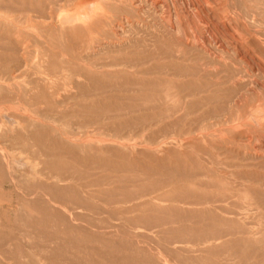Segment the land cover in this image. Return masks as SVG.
Listing matches in <instances>:
<instances>
[{"label": "rangeland", "instance_id": "rangeland-1", "mask_svg": "<svg viewBox=\"0 0 264 264\" xmlns=\"http://www.w3.org/2000/svg\"><path fill=\"white\" fill-rule=\"evenodd\" d=\"M39 1L0 0V264H264V116H247L264 111V0H217L199 30L163 0L171 28L124 37L101 17H134L122 0ZM61 4L77 19L38 26Z\"/></svg>", "mask_w": 264, "mask_h": 264}, {"label": "bare ground", "instance_id": "bare-ground-1", "mask_svg": "<svg viewBox=\"0 0 264 264\" xmlns=\"http://www.w3.org/2000/svg\"><path fill=\"white\" fill-rule=\"evenodd\" d=\"M24 1V0H23ZM39 1V0H38ZM68 1H70V0H68ZM75 2H74V4L76 5V7L78 6V4H79V2H80V0H74ZM102 1V6H103V3H105V1H108V0H101ZM111 1V0H110ZM177 0H170L169 2L173 5L175 2H176ZM181 1V0H180ZM186 1V0H185ZM216 1L217 0H187L186 2H187V9L185 8V7H181V8H184V10L186 9L187 10V12H185L184 14L183 13H181L180 14V12L178 13L176 10H174V15L172 16L173 17V20L179 25V23L181 22V20L184 22V20L186 19L187 21H188V18H191L192 20H196L197 22L196 23H192L193 25V27L196 29V30H199L200 28H203V27H205V26H201L203 23H207V19H208V13H211V17H213L214 18V12H216V7L214 6V5H216ZM40 2V1H39ZM70 2H72V1H70ZM109 2V1H108ZM122 2L127 6V8H128V10H129V12H127V13H129V15H134V17H132L131 19H129L128 18V16H126V17H121V19H118V20H112L109 16H104L103 14L101 15V17L103 16V19H102V21L106 24V26H108V28H110V30H111V34L112 35H115L116 37H124V36H126V33H129V32H132L133 31V27H135V25H137V24H140L141 22H142V25H143V22L144 23H146V22H151V23H154L156 20H158L157 22H158V26H162V27H169V28H171V25L172 24H170L171 23V17H170V15H171V13L170 12H168L169 10H168V8L166 7V8H164L165 7V5H164V1L163 0H122ZM185 2V3H186ZM225 2H226V0H225ZM10 3H12L11 1H10ZM9 3V4H10ZM20 3H22L21 1H20ZM25 3V2H24ZM23 3V4H24ZM67 3V2H66ZM179 3V2H178ZM182 3H183V1H182ZM218 3V2H217ZM220 3V2H219ZM37 4H38V2H37ZM36 4V5H37ZM42 4V3H41ZM40 4V5H41ZM48 4V3H47ZM69 4V3H68ZM71 4V3H70ZM122 4V3H121ZM180 4V3H179ZM222 4V3H221ZM15 5V4H14ZM29 5V4H28ZM27 5V6H28ZM50 5V4H49ZM62 5V4H61ZM112 5V4H111ZM119 5V4H118ZM123 5V4H122ZM122 5H119L120 7L122 6ZM167 5H168V3H167ZM175 5V4H174ZM174 5H173V7H174ZM182 5H186V4H182ZM4 6H5V3H4ZM9 6V5H8ZM12 6V5H11ZM30 6V5H29ZM32 6V5H31ZM100 6V5H99ZM177 6V5H176ZM224 6V5H223ZM0 7H1V5H0ZM14 7V6H13ZM62 7H65V5L63 4L62 6H59L57 9H54L53 10V14L52 15H50V16H43L42 18H41V20L39 21V23H37L38 24V26L39 25H41V28L43 29V28H47V27H52L56 22L57 23H63V22H68V21H74V20H76L77 19V17H76V15H77V13H75V11L73 12V13H68V14H59V8H62ZM90 7H91V12H90V15L87 17V21L88 20H92V18L95 16V10H97V8L98 7H96L95 6V4L94 3H92L91 5H90ZM179 7V6H178ZM29 8V7H28ZM32 8V7H31ZM112 8V7H111ZM110 8V9H111ZM19 9H21V8H19ZM49 9V8H48ZM95 9V10H94ZM98 9H101V8H98ZM117 9V8H116ZM120 9V8H119ZM121 9H123L122 7H121ZM30 10V9H29ZM35 10V9H34ZM106 10V9H105ZM173 10V9H172ZM183 10V11H184ZM39 11H41V9L39 8ZM114 11V10H113ZM43 12H44V10H43ZM116 12V11H115ZM119 12H120V10H119ZM46 13V12H45ZM48 13V15H49V12H47ZM97 13V12H96ZM100 13V12H99ZM110 13H111V11H110ZM113 13V12H112ZM121 13V12H120ZM170 13V14H169ZM234 13V12H233ZM9 14V13H8ZM32 14V13H31ZM114 14V13H113ZM217 14L219 15V13L217 12ZM3 15L5 16V14L3 13ZM2 15V16H3ZM34 15V14H33ZM37 15H39V14H37ZM115 15V14H114ZM119 15V14H118ZM7 16V15H6ZM42 16V15H41ZM97 16V15H96ZM124 16V15H123ZM222 16V15H221ZM225 16V15H224ZM223 16V17H224ZM22 17V16H21ZM30 17V16H29ZM36 17V16H35ZM39 17V16H38ZM210 17V18H211ZM219 17V16H218ZM31 18V17H30ZM84 18V17H83ZM219 18H221V17H219ZM6 19H8V18H6ZM11 19V18H10ZM35 19V18H34ZM207 20L206 22L204 21V20ZM224 19H225V17H224ZM24 20H26L25 19V17H24ZM27 20H28V18H27ZM36 20V19H35ZM185 20V21H186ZM211 19H209V21H210ZM226 20H227V18H226ZM1 21H2V19H1ZM6 21V20H5ZM222 21H223V19H222ZM225 21V20H224ZM223 21V22H224ZM228 21V20H227ZM156 22V23H157ZM221 22V21H220ZM10 23V22H9ZM33 23V22H32ZM35 23V22H34ZM33 23V24H34ZM191 23V22H190ZM189 23V21H188V24H190ZM209 23V22H208ZM207 23V24H208ZM214 23V22H213ZM7 24V23H6ZM36 24V25H37ZM155 24V23H154ZM181 24V23H180ZM201 24V25H200ZM215 24H217L218 25V23H215ZM226 24V23H225ZM238 24V23H237ZM2 25V24H1ZM23 25V24H22ZM141 25V24H140ZM149 25V24H148ZM175 25V24H174ZM209 25L211 26V24L209 23ZM220 25V24H219ZM223 25V24H222ZM227 25V24H226ZM231 25V24H230ZM3 26V25H2ZM12 26V25H11ZM147 26V25H146ZM145 26V27H146ZM208 26V25H207ZM214 25H212V27H213ZM221 26V25H220ZM14 27V26H13ZM17 27V26H16ZM19 27H20V25H19ZM142 27V26H141ZM144 27V26H143ZM148 27V26H147ZM167 27V28H168ZM178 27V26H177ZM177 27H176V29H177ZM181 27V26H180ZM186 27H188V26H186ZM209 27V26H208ZM215 27H217V26H215ZM230 27V26H229ZM236 27H237V25H236ZM39 28V27H38ZM133 28V29H132ZM136 28H138V26H136ZM175 28V27H174ZM183 28V27H182ZM181 28V29H182ZM207 28V27H206ZM206 28H205V30H206ZM218 28V27H217ZM228 28V27H227ZM226 28V29H227ZM238 28V27H237ZM1 29V28H0ZM10 29V28H9ZM14 29H15V27H14ZM34 29V28H33ZM149 29V28H148ZM161 29V28H160ZM160 29H159V31H160ZM163 29V28H162ZM208 29V28H207ZM221 29V28H220ZM224 29V28H223ZM225 29V30H226ZM232 29V31L234 30L233 29V27L231 28ZM236 29V28H235ZM241 29V28H240ZM243 29H244V27H243ZM242 29V30H243ZM3 30V29H2ZM16 30V29H15ZM19 30V29H18ZM23 30V29H22ZM36 30V29H35ZM55 30H57V29H55ZM54 30V31H55ZM96 30V29H95ZM102 30V29H101ZM107 30V29H106ZM139 30H141V29H139ZM152 29H150V31H151ZM173 30V29H172ZM175 30V29H174ZM183 30V29H182ZM185 30V29H184ZM204 30V31H205ZM241 30V31H242ZM10 31V30H9ZM12 31V30H11ZM20 31V30H19ZM26 31V30H25ZM29 31H30V29H29ZM40 31H43V30H41L40 29ZM102 31H104V30H102ZM101 31V32H102ZM158 31V32H159ZM178 31V30H177ZM176 30H175V32H177ZM188 31V30H187ZM191 31V30H190ZM208 31L210 32V36L214 33V32H216V31H214L213 29H208ZM207 31V32H208ZM226 31H228V30H226ZM226 31H224V32H226ZM231 31V30H230ZM229 31V32H230ZM237 31H239V29H237L236 30V32ZM1 32V31H0ZM27 32V31H26ZM37 32V31H36ZM68 32V31H67ZM110 32V31H109ZM154 32V31H153ZM171 32V31H170ZM194 32V31H193ZM200 32H201V30H200ZM199 32V33H200ZM202 32H203V30H202ZM202 32H201V34H202ZM220 32V31H219ZM233 32H235V31H233ZM240 32V31H239ZM239 32H238V34H239ZM243 32V31H242ZM242 32H241V34H242ZM15 33H17V32H15ZM22 33V32H21ZM32 33V32H31ZM30 33V34H31ZM42 33V32H41ZM59 33V32H58ZM73 33V32H72ZM93 33H95V32H93ZM138 33H140V32H138ZM148 33V32H147ZM161 33V32H160ZM159 33V34H160ZM178 33V32H177ZM196 33V32H195ZM222 33V32H221ZM18 34V33H17ZM23 34V33H22ZM25 34H27V33H25ZM39 34V33H38ZM66 34V33H65ZM103 34V33H102ZM131 34V33H130ZM134 34L136 35V32H134ZM175 34V33H174ZM179 34H181L180 32H179ZM183 34H184V32H183ZM194 34V33H193ZM192 34V35H193ZM197 34V33H196ZM203 34H204V32H203ZM234 36L236 35V34H234V33H232ZM237 34V35H238ZM244 34V33H243ZM246 34H248V33H246ZM259 34V33H258ZM19 35V34H18ZM17 35V36H18ZM35 35V34H34ZM55 35V34H54ZM57 35V34H56ZM60 35V34H59ZM63 36H64V34H62ZM62 35H60V36H62ZM100 35V34H99ZM140 35V34H139ZM138 34H137V36H139ZM161 35V34H160ZM204 35H206V34H204ZM209 35V34H208ZM217 35V34H216ZM215 35V36H216ZM221 35H223V33L221 34ZM225 35V34H224ZM223 35V36H224ZM226 35H227V32H226ZM240 35V34H239ZM7 36V35H6ZM13 36V35H12ZM27 36V35H26ZM37 36V35H36ZM109 36V35H108ZM107 36V37H108ZM141 36V35H140ZM143 36H144V34H143ZM147 36V35H146ZM174 36V35H173ZM182 36V35H181ZM185 36V35H184ZM189 36H190V34H189ZM246 36V35H245ZM245 36H242V37H245ZM14 37H16V36H14ZM28 37V36H27ZM158 37V36H157ZM162 37V36H161ZM188 37V36H187ZM207 37V36H206ZM220 37V36H219ZM226 37V36H225ZM228 37V36H227ZM226 37V38H227ZM233 37V36H232ZM241 37V38H242ZM18 38V37H17ZM24 38V37H23ZM57 38V37H56ZM149 38V37H148ZM164 38H166V37H164ZM163 38V39H164ZM171 38V37H170ZM182 37H180V39H181ZM185 38V37H184ZM202 38V37H201ZM209 38V37H208ZM213 38V37H212ZM230 38V37H229ZM238 38H240V37H238ZM246 38V37H245ZM11 39V38H10ZM29 39V38H28ZM31 39V38H30ZM58 39V38H57ZM98 39V38H97ZM123 39V38H122ZM125 39V38H124ZM188 39H189V37H188ZM196 39H197V36H196ZM210 39V38H209ZM216 39V38H215ZM214 39V40H215ZM220 39H222V37H220ZM9 40V39H8ZM23 40V39H22ZM26 40V39H25ZM34 40V39H33ZM145 40V39H144ZM152 40V39H151ZM185 40V39H184ZM193 40V39H192ZM217 40H218V38H217ZM223 40V39H222ZM236 40V39H235ZM238 40V39H237ZM240 40V39H239ZM10 41V40H9ZM14 41V40H13ZM32 41V40H31ZM53 41V40H52ZM104 41V40H103ZM120 41V40H119ZM136 41V40H135ZM163 41H165V40H163ZM181 41V40H180ZM205 41V40H204ZM208 40H206V42H207ZM212 41V40H211ZM210 41V42H211ZM221 41V40H220ZM224 41V40H223ZM226 41H229V39L228 40H226ZM233 41V40H232ZM241 41V40H240ZM243 41V40H242ZM247 41H248V39H247ZM261 41V40H260ZM16 42V41H15ZM26 42V41H25ZM54 42V41H53ZM132 42V41H131ZM147 42H148V40H147ZM166 42V41H165ZM169 42V41H168ZM173 42V41H172ZM183 42V41H182ZM185 42V41H184ZM183 42V43H184ZM194 42L196 43V40L194 39ZM215 42V41H214ZM230 42V41H229ZM236 42V41H235ZM238 42V41H237ZM244 42V41H243ZM252 42H254V41H252ZM9 43H11V42H9ZM30 43V42H29ZM103 43V42H102ZM106 43V42H105ZM133 43V42H132ZM146 43V42H145ZM152 43V42H151ZM188 43V42H187ZM199 43V42H198ZM201 43V42H200ZM202 43H203V41H202ZM220 43V42H219ZM241 43V42H240ZM246 43H248V42H245L243 45H246ZM261 43H263V42H261ZM21 44V43H20ZM25 44V43H24ZM99 44V43H98ZM106 44H108V43H106ZM116 44H117V42H116ZM173 44V43H172ZM175 44V43H174ZM173 44V45H174ZM178 45H179V43H177ZM223 45H224V43H222ZM227 44H229L228 42H227ZM232 44H234V43H232ZM250 44V43H249ZM10 45H12V44H10ZM16 46H18V44H15ZM22 45V44H21ZM20 45V46H21ZM53 45V44H52ZM52 45H50V46H52ZM109 45H110V43H109ZM114 45H115V42H114ZM119 45H120V43H119ZM129 45V44H128ZM132 45V44H131ZM152 45V44H151ZM189 45V47H190V45L191 44H188ZM200 45V44H199ZM203 46L205 45V43L204 44H202ZM211 45V44H210ZM209 45V46H210ZM220 45V44H219ZM230 45V44H229ZM228 45V46H229ZM237 45V44H236ZM7 46H8V44H7ZM36 46V45H35ZM104 46V45H103ZM111 46V45H110ZM145 46H146V44H145ZM154 46V45H153ZM170 46H172L171 44H170ZM177 46V45H176ZM193 46V45H192ZM196 46V45H195ZM216 46V45H215ZM218 46V45H217ZM226 46V45H225ZM232 46V45H231ZM235 46V45H234ZM8 47H10V46H8ZM12 47V46H11ZM23 47V46H22ZM98 47V46H97ZM108 47V46H107ZM150 47V46H149ZM152 47V46H151ZM156 47V46H155ZM173 47V46H172ZM179 47V46H178ZM198 47V46H197ZM208 47V46H207ZM219 47V46H218ZM246 47H248V46H246ZM19 48H21V47H19ZM24 48V47H23ZM36 48H37V46H36ZM109 48V47H108ZM111 48V47H110ZM174 48V47H173ZM195 48V47H194ZM203 48V47H202ZM217 48V47H216ZM234 48V47H233ZM244 48V47H243ZM94 49V48H93ZM114 49H116V48H114ZM150 49V48H149ZM153 49H154V47L152 48V51H153ZM176 50H177V47L175 48ZM195 49H197V48H195ZM200 49V48H199ZM204 49H208V48H205V46H204ZM203 49V50H204ZM222 49H225V48H222ZM231 49V48H230ZM238 49H239V47H238ZM256 49V48H255ZM24 50V49H23ZM22 50V51H23ZM31 50V49H30ZM35 50V49H34ZM174 50V49H173ZM179 50H181V49H179ZM185 50V49H184ZM184 50H182V51H184ZM232 50V49H231ZM35 51H37V50H35ZM53 51V50H52ZM55 51V50H54ZM98 51V50H97ZM150 51V50H149ZM160 51V50H159ZM186 51V50H185ZM190 51H192V50H190ZM207 51H210V49L209 50H207ZM223 51V50H222ZM228 51V50H227ZM236 51V50H235ZM246 51V50H245ZM38 52V51H37ZM36 52V53H37ZM89 52V51H88ZM204 52H205V50H204ZM203 52V53H204ZM224 52V51H223ZM233 52H234V49H233ZM258 52V51H257ZM29 53V52H28ZM100 53V52H99ZM155 53V52H154ZM156 53H157V51H156ZM174 53V52H173ZM176 53V52H175ZM182 53V52H181ZM180 53V54H181ZM185 53V52H184ZM191 53V52H190ZM189 53V55H191ZM221 53V52H220ZM227 53V52H226ZM235 53V52H234ZM241 53V52H240ZM89 54V53H88ZM200 54V53H199ZM209 54H211V53H209ZM208 54V55H209ZM228 54V53H227ZM238 54V53H237ZM246 54H247V51H246ZM245 54V55H246ZM256 54V53H255ZM50 54H48V56H49ZM92 55H93V53H92ZM158 55V54H157ZM167 55V54H166ZM182 55V54H181ZM184 55H186V53L185 54H183L182 56H184ZM201 55V54H200ZM220 55V54H219ZM223 55H224V53H223ZM243 54H241V56H242ZM32 56H33V54H32ZM38 56H39V54H38ZM204 56V55H203ZM215 56V55H214ZM213 56V57H214ZM244 56V55H243ZM250 56V55H249ZM262 56H263V54H262ZM14 57H16V56H14ZM14 57H12V59L14 58ZM177 57V56H176ZM197 57V56H196ZM199 57H201V56H199ZM210 57V56H209ZM31 58V57H30ZM30 58H29V60H30ZM43 58V57H42ZM45 58H47V57H45ZM94 58V57H93ZM96 58H97V56H96ZM242 58H244V57H242ZM19 59V58H18ZM33 59V58H32ZM95 59V58H94ZM177 59V58H176ZM182 59V58H181ZM198 59V58H197ZM209 59H211V58H209ZM208 58H207V60H209ZM219 59V58H218ZM217 59V60H218ZM221 59V58H220ZM219 59V60H220ZM239 59V58H238ZM240 59H241V57H240ZM247 59V58H246ZM6 60H7V58H6ZM14 60V59H13ZM47 60V59H46ZM195 60V59H194ZM243 60V59H242ZM4 62H5V60H3ZM10 61V60H9ZM24 61V60H23ZM35 61V60H34ZM38 60L36 59V62H37ZM44 61V60H43ZM48 61V60H47ZM211 61V64L213 63V61L212 60H210ZM238 61H240V60H238ZM244 61V60H243ZM246 61V60H245ZM32 62V64L33 63H36V62H33V61H31ZM49 62V61H48ZM47 62V63H48ZM194 62H196V61H194ZM223 62H224V60H223ZM248 62V61H247ZM263 62V61H262ZM25 63V62H24ZM40 63H42V62H40ZM243 63H245V62H243ZM12 64V63H11ZM16 64H18V63H16ZM31 64V65H32ZM43 64H46L45 62L43 63ZM199 64H200V62H199ZM260 64V63H259ZM258 64V65H259ZM261 64H264V62L263 63H261ZM27 65H29V64H27ZM47 65V64H46ZM124 65H126V64H124ZM213 65H214V63H213ZM217 65V64H216ZM216 65H214V66H216ZM257 65V64H256ZM16 65H14L13 67H15ZM20 66V65H19ZM24 66V65H23ZM36 66H38V64L36 65ZM171 66V65H170ZM169 66V67H170ZM196 66H198V65H196ZM201 66V65H200ZM199 66V67H200ZM212 66V65H211ZM219 66V65H218ZM250 66V64L248 65V67ZM11 67V66H10ZM28 67V66H27ZM35 67V66H34ZM47 67H48V65H47ZM46 67V68H47ZM172 67V66H171ZM220 67V66H219ZM223 67V66H222ZM260 67L262 68V67H264V65H260ZM4 68V67H3ZM31 68H32V66H31ZM38 68V67H37ZM45 68V69H46ZM201 68V67H200ZM199 68V69H200ZM210 68V67H209ZM208 68V69H209ZM212 68V67H211ZM217 68V67H216ZM256 68V67H255ZM26 69V68H25ZM24 69V70H25ZM44 69V70H45ZM213 69V68H212ZM212 69H210V71L212 70ZM249 69V68H248ZM252 69V68H251ZM251 69H250V71H251ZM257 69H259V68H257ZM10 70H11V68H10ZM18 70H20V69H18ZM22 70V69H21ZM48 70V69H47ZM167 70H169V69H167ZM174 70H175V68H174ZM203 70H205V69H203ZM218 70H219V68H218ZM217 70V71H218ZM247 70V69H246ZM245 70V71H246ZM253 70V69H252ZM262 70H264L263 68H262ZM29 71V70H28ZM38 71V70H37ZM36 71V72H37ZM206 71H207V69H206ZM216 71V70H215ZM248 71V70H247ZM254 71H256V70H253V72ZM258 71V70H257ZM13 72H15V71H13ZM27 72V71H26ZM25 72V73H26ZM30 72V71H29ZM176 72V71H175ZM242 72H243V70H242ZM4 73V72H3ZM16 73H17V71H16ZM20 73H21V71H20ZM24 73V72H23ZM252 73V72H251ZM257 73V72H256ZM255 73V74H256ZM260 73H262V72H260ZM10 74V73H9ZM45 74V72L42 74V75H44ZM217 74V73H216ZM224 74V73H223ZM228 74V73H227ZM247 74V73H246ZM8 75V74H7ZM12 75H15V74H12ZM25 75V74H24ZM51 75H53V72H52V74ZM208 75V74H207ZM242 75H244V74H242ZM250 75V74H249ZM248 75V76H249ZM253 75V74H252ZM262 75H263V73H262ZM11 76V75H10ZM16 76V75H15ZM19 76H21V75H19ZM217 76V75H216ZM77 77V76H76ZM250 77V76H249ZM257 77V76H256ZM1 78H2V76H1ZM8 78V77H7ZM15 78V77H14ZM19 78V77H18ZM25 78V77H24ZM46 78V77H45ZM56 78V77H55ZM59 78V77H58ZM260 78V77H259ZM16 79V78H15ZM245 79V78H244ZM262 79H263V77H262ZM10 80V79H9ZM16 80H18V79H16ZM26 80V79H25ZM55 81L57 80V79H54ZM229 80V79H228ZM241 80H242V77H241ZM22 81V80H21ZM49 81V80H48ZM54 81V82H55ZM253 81V80H252ZM47 82V81H46ZM244 82V81H243ZM256 82H258V81H256ZM50 83H52V81L50 82ZM234 83H237V82H234ZM245 83V82H244ZM30 84V83H29ZM69 84V83H68ZM233 84V83H232ZM258 84V83H257ZM260 84H262V82L260 83ZM1 85H3V84H1ZM235 85V84H234ZM252 85V84H251ZM236 86V85H235ZM248 86H250V85H248ZM4 87V86H3ZM12 87V86H11ZM239 87V86H238ZM245 87H247V85L245 86ZM56 88V87H55ZM239 88H241V87H239ZM5 89H7V88H5ZM53 90V89H52ZM238 90V89H237ZM241 90V89H240ZM239 90V91H240ZM54 91H56L55 89H54ZM242 91V90H241ZM240 94H241V92H240ZM248 94V93H247ZM58 95V94H57ZM245 95V94H244ZM233 96V95H232ZM231 95L230 96H228V97H232ZM237 96H238V94H237ZM241 96V95H240ZM227 97V96H226ZM60 98V97H59ZM225 98V97H224ZM233 98H234V100H236L235 99V97L233 96ZM232 98V99H233ZM264 98V97H263ZM232 101V100H231ZM236 101H238V100H236ZM233 102V105H234V101H232ZM228 103H230V102H228ZM227 103V104H228ZM258 103V102H257ZM16 104V103H15ZM244 104V103H243ZM242 104V105H243ZM230 105V104H229ZM228 105V106H229ZM235 105H237V104H235ZM241 106V105H240ZM239 106V109L241 108V107H243V106H241L240 107ZM238 107V106H237ZM230 108V107H229ZM235 108V110H238V108L236 109V107H234ZM233 108V109H234ZM244 108H246V106L244 107ZM251 109V108H250ZM231 109H229V110H227V111H230ZM242 110V109H241ZM240 111V110H239ZM245 112V111H244ZM226 113V112H225ZM229 113V112H228ZM231 113V112H230ZM232 114V113H231ZM245 114V113H244ZM250 115H248L247 114V116L249 117L248 119H253V120H258L259 118H261L262 119V116H264V111L263 110H261V109H259V108H256L255 110H254V107H253V112L252 113H249ZM219 115V114H218ZM215 116V115H214ZM247 116H245V118H247ZM60 117V116H59ZM225 117V116H224ZM230 117H231V115H230ZM7 118V117H6ZM208 118H209V116H208ZM215 118V117H214ZM226 118V117H225ZM9 120H13V119H11V118H8ZM57 119V118H56ZM228 119H229V117H228ZM228 119H227V121H228ZM263 119H264V117H263ZM226 120V119H225ZM224 120V121H225ZM247 120V119H246ZM245 120V121H246ZM14 121H16V120H14ZM211 121V120H210ZM212 121H213V119H212ZM240 121H241V119H240ZM249 121V120H248ZM7 122V121H6ZM30 122V121H29ZM32 122H34V121H32ZM215 122V121H214ZM238 122H239V120H238ZM247 122V121H246ZM250 122H251V120H250ZM255 122H257V121H255ZM254 122V123H255ZM16 123V122H15ZM27 124H28V121L26 122ZM38 123V122H37ZM210 123V122H209ZM229 123V122H228ZM252 123H253V121H252ZM258 123V122H257ZM257 123H255V124H257ZM30 124V123H29ZM32 124V123H31ZM35 124V123H34ZM33 124V125H34ZM238 124V123H237ZM239 124H241V122H239ZM259 124V123H258ZM39 125V124H38ZM234 125V124H233ZM18 126V125H17ZM32 126V125H31ZM37 126V125H36ZM39 126H41V125H39ZM236 125H234V127H235ZM245 126V125H244ZM11 127H13V125L11 126ZM10 127V128H11ZM33 127V126H32ZM35 127V126H34ZM33 127V128H34ZM239 128V127H238ZM9 129V128H8ZM236 129V128H235ZM252 129V128H251ZM10 130V129H9ZM54 130V129H53ZM172 130V129H171ZM239 130H241V128L239 129ZM244 130V129H243ZM232 131V130H231ZM236 131H238V130H236ZM236 131H233V132H236ZM253 131V130H252ZM85 132V131H84ZM83 132V133H84ZM242 132V131H241ZM259 132V131H258ZM254 133H256L255 131H254ZM253 133V134H254ZM82 134V133H81ZM85 134V133H84ZM243 134V133H242ZM246 135H247V132H246ZM259 135V134H258ZM242 136V135H241ZM244 136H245V134H244ZM209 137V136H208ZM237 138H238V136H236ZM252 137V136H251ZM258 137V136H257ZM264 137V136H263ZM248 138V137H247ZM240 139V138H239ZM250 139V138H249ZM244 140V139H243ZM247 140V139H246ZM252 141V140H251ZM233 142V141H232ZM250 142V141H249ZM258 142V141H257ZM261 142V141H260ZM7 144V143H6ZM234 144V143H233ZM246 144H248V143H246ZM251 144V143H250ZM257 144H259L260 146H262V145H264V143H262V145L260 144V143H257ZM1 145V144H0ZM245 145V144H244ZM243 144H242V146H244ZM6 146V145H5ZM237 146V145H236ZM241 146V145H240ZM259 146V147H260ZM101 147V146H100ZM263 148H264V146H263ZM254 149V148H253ZM261 148H258V151L260 150ZM5 150V149H4ZM256 150V149H255ZM257 151V152H258ZM244 152V151H243ZM253 152H255V151H253ZM260 152H261V150H260ZM255 154V153H254ZM259 154V153H258ZM261 154V153H260ZM264 154V153H263ZM262 154V155H263ZM251 156V155H250ZM19 157H21V156H19ZM258 157V156H257ZM256 157V158H257ZM15 156L14 155H12V160L13 161H15ZM18 161V160H17ZM17 161H15V163L17 162ZM20 162V161H19ZM25 161H23V163H24ZM22 163V164H23ZM19 164V163H18ZM26 164V163H25ZM27 165H28V163H27ZM25 166V165H24ZM29 166V165H28ZM34 166H35V164H34ZM33 167V166H32ZM37 168V167H36ZM32 169V168H31ZM33 173V172H32ZM228 188V187H227ZM109 243H111V242H109ZM111 246H112V243H111ZM138 250V249H137ZM139 253V252H138ZM137 253V254H138ZM131 254V253H130ZM145 259L146 258H144V261H145ZM147 260V259H146ZM156 260H158V259H156ZM150 262H151V260H150ZM149 262V263H150ZM154 262V261H153ZM128 263V262H127Z\"/></svg>", "mask_w": 264, "mask_h": 264}]
</instances>
